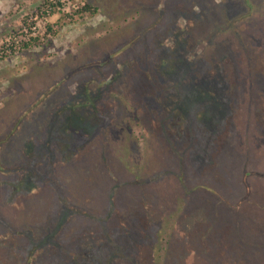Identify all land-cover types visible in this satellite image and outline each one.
I'll return each mask as SVG.
<instances>
[{
    "label": "rangeland",
    "instance_id": "1",
    "mask_svg": "<svg viewBox=\"0 0 264 264\" xmlns=\"http://www.w3.org/2000/svg\"><path fill=\"white\" fill-rule=\"evenodd\" d=\"M42 1L0 0V41L35 22L41 42L0 61V264L58 242L74 264H212L238 224L264 236V0H82L90 12L64 21L40 17ZM18 170L35 175L15 191ZM70 214L91 226L68 234Z\"/></svg>",
    "mask_w": 264,
    "mask_h": 264
},
{
    "label": "trees",
    "instance_id": "2",
    "mask_svg": "<svg viewBox=\"0 0 264 264\" xmlns=\"http://www.w3.org/2000/svg\"><path fill=\"white\" fill-rule=\"evenodd\" d=\"M79 1L81 3H78V5H73V3L76 2V0H69L68 1V4H67V1H63V0H43L41 2V4L36 8V10H37L39 16L42 17V18L45 17V18H48L49 19V17H55L57 15L58 16L60 15L58 17V19H57L58 21H60V20L61 21H64L67 18H70V19H75V18L84 19V17L87 15V13L90 12V9H91L90 6L91 5L88 4V3H86V4L84 3L83 4L82 3V0H79ZM243 2L244 3H249V1H247V0H244ZM68 5L69 6L70 5H73V7H74V9L71 10L69 13H67L66 10H65V8ZM95 11H93V13H95ZM203 13H208L209 14V11H204ZM203 17L204 16H199V20H202ZM237 17H239V16H236L235 17V19L233 20V24L232 25H234V23L237 22ZM227 21H228V19H225V22H227ZM23 24L26 25V23L24 21H23ZM35 25H36L35 22L34 23H31L30 26H29V28H26L27 29L26 30L27 32L24 31V27H23L21 33L15 34L18 37L10 36L12 40L17 39V38L22 39L20 41V46H21V50L20 51H22V50H29L31 46H38L39 44H41V42L38 43V44H35L36 42L39 41V39L37 37L31 36L32 28ZM187 25H186L187 28L185 26V29L186 30H189L190 29V25L188 23H187ZM54 26H55V24L49 23L45 27L47 34H49L48 37H50V36H53V37L56 36V34H57L58 31L56 29H54ZM217 31L219 32V29H217ZM217 31L214 30V31L211 32V34H214V33L216 34V33H218ZM29 35H30V37L27 39V37ZM210 36H208V38H205L204 39V43H202L201 45H208V43L212 39V37H210ZM202 48H205V47L203 46ZM148 50L149 49H146L145 51H148ZM197 53L198 52H195V55H197ZM14 55H16V53H14V52L11 55H6L5 54L2 57H0V61H3L5 59H8V58H10L11 56H14ZM195 55H193V57ZM162 59H163V61H161L162 67L168 66L167 58H162ZM170 68H171V66L169 65V69ZM170 72H172V71H170ZM145 88H147V86H145L144 88L140 87L141 92H143L145 90ZM98 106L99 105H96V108H98ZM102 106L103 105H101V107ZM94 107H95V104H94ZM104 108L107 109V108H110V107L104 106ZM110 109L112 111L114 110V108H110ZM143 112H144V115L143 116H146L147 118H151L152 117V115L148 111H146L145 109H143ZM206 113L207 112H204V113H202V115H199L198 116V118H197V123L199 124L198 127L197 126H194L192 124V128H191V132L192 133H196V130L198 131L199 129H202L203 126H204L203 122L210 121V116L205 117ZM133 115H136V114L134 113ZM108 117H110V120H111V117L112 116H108ZM89 118L90 117L88 116L87 118L83 119V121H86L88 124L89 123L91 124V122L89 121ZM142 118L143 117H141L140 119L142 120ZM90 124H89V128H91ZM159 126L160 125L157 123L156 129L158 128V129L161 130V128ZM85 128H87V125L85 126ZM86 130H88V129H86ZM103 130L104 129H101V131H103ZM56 133H57V131H55V129H54L53 134H56ZM96 135L97 136L99 135V131H97ZM169 137H170V135L167 134L166 135V139H168ZM175 138H177V136H175ZM106 142L104 144H102V145H99L97 147H94V148H99V149L102 150L101 151L102 156H105L104 154H105V151L107 150ZM73 150L71 152H73ZM75 150H79V149H75ZM197 151H198L197 149H195V151H191L190 152V155L191 156L188 155V157L190 159L191 158L193 159L192 156H194L197 153ZM0 162L2 163L3 161H0ZM61 162H63V161H61ZM63 163H69V162H63ZM70 163H71V161H70ZM39 168L37 169V172H40ZM64 168H65V170H63V171H66L69 167H66L65 166ZM30 170H31V168H30ZM63 171H62V173H63ZM14 173L15 174L13 176H11L9 178L10 180H8L7 182L8 183L13 182V184L11 185V186H13L12 189L15 190V191H17L19 188H24V184H25L24 183V180H27L30 176H33L32 174H34L35 172H33L32 174L29 173L27 175H23V173L20 170H18V171H15ZM210 173H211V179H212V175H213L212 173H213V171L210 172ZM189 175H191V177H193L192 174H189ZM234 177L231 179L230 184L232 186V189H235L236 190L238 188H235L237 185H236V183L234 181ZM64 181L65 180L63 179L62 182H64ZM7 187H9V186H6V188ZM15 187H16V189H15ZM246 188H247V191L248 192L251 191V188H250V186L247 183H246ZM21 191H18V192H21ZM207 197L208 196H206V198ZM208 200H210V199L208 198ZM211 202L214 203V205H215L213 208L216 211L218 210V212L222 213L221 212L222 211L221 209H223L224 204L222 202L218 201L213 196H212ZM50 203L51 202H49V204ZM242 211H245V210L244 209H241V210H238L237 212L234 211L235 212V217L237 218L235 221H237L238 223H239V221L241 222V220H238L240 218H239V216H238L237 213H241ZM227 216H229L228 213H224V214L222 213L221 216H220V219H224V218L226 219ZM255 217L257 218V216H255ZM70 219L71 220H68V221L66 220L67 223H68L67 224L68 225L67 226L68 230L66 229V232L68 234H69V232H73V231H75L77 229L86 230V229L89 228V226H91L90 225V222L91 221H88L87 225L84 224V222H83V224L85 225V227L81 225L84 228H79L81 223L79 221V218H76V215H74V214H70ZM257 219H259V221L264 222V218H262V217H260V218L258 217ZM252 220H253V218H252ZM241 224L242 223L238 224V233L233 234V238L235 239V243L236 244H232V243L228 244L232 248L231 249V252L223 253L222 250L219 251L217 253V256H218L219 259L215 260L216 262H213L212 264H218L220 262H221V264H264V236L262 234H259V232H257L258 234L257 233H254V235H253L249 229L247 230V226L246 225L244 226L243 224L242 225ZM140 230H141V228L138 229L137 235H136V233H133L134 235L137 236V240L135 238H133L132 240H134V241L132 243H133L134 246L129 248L130 252L131 251H134L135 252L138 248H140V249L137 250V253H133V255H132V258L135 261L137 260V262L139 261V258L141 257L139 253L142 254L144 252L145 254H147V251L149 252L150 251V248H151V244H149L151 241L149 242V240L146 239L145 242H144L142 240L143 237H144L143 235H147V234L144 231H141V233H140ZM126 233L132 234V230H130L129 232L126 231ZM141 234H142V236H141ZM121 235L122 234L119 235V234H114L113 233V235L111 236V238L112 237L115 238L113 242H115L116 240H120L121 239ZM126 236H127V238H129L128 235H125V237ZM1 237H3V236L0 235V238ZM12 237H13V235H11L10 237H7V238L4 237V240L12 239ZM85 237H87V236L85 235L84 238ZM146 237L147 236H145V238ZM254 237H260V238H259L258 242H255V243L252 244L251 243L252 242L251 239H253ZM70 239L72 240V237L71 236H70ZM70 239H68V240H70ZM149 239H150V237H149ZM236 240H238V241L236 242ZM248 240H249V242H248ZM62 243L58 242V243H56L54 245H50V247L53 249V252H55L54 255H51L50 259L44 260V258L41 256V254H39L37 256L39 258V260H37V257L36 258H33L32 259L33 261H32V263L30 262V264H33L34 262L36 263L37 261H39L41 264H74L77 261L76 255L78 253L77 252H73V249H74L73 247L67 246L64 243L63 244ZM42 247L43 246L39 247V249H41ZM65 248H67L68 252L66 251ZM41 250L43 251V248ZM141 258L143 259L144 257H141ZM159 258L161 259L162 256H160ZM13 260H14L15 263L17 262L18 264L20 262V260L17 261L16 258H13Z\"/></svg>",
    "mask_w": 264,
    "mask_h": 264
},
{
    "label": "built area",
    "instance_id": "3",
    "mask_svg": "<svg viewBox=\"0 0 264 264\" xmlns=\"http://www.w3.org/2000/svg\"><path fill=\"white\" fill-rule=\"evenodd\" d=\"M63 1H67L68 2L69 0H63ZM35 29L36 28L34 26L32 28L33 31L31 33V36H33L36 33V30ZM26 30L27 29L25 28V31ZM48 35L49 34H47V32L44 31V34L42 35L43 37L41 36V40L44 39V36L46 37ZM29 37H30V35L27 38H29ZM21 40L22 39H20V38H17V39H14V40H12L11 38H9V39H5L4 41H0V57H2L5 54L6 55H11V54H13V52L14 53L19 52L21 50V46H20V41Z\"/></svg>",
    "mask_w": 264,
    "mask_h": 264
}]
</instances>
